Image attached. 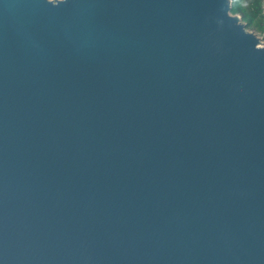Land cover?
<instances>
[{
    "label": "water",
    "instance_id": "water-1",
    "mask_svg": "<svg viewBox=\"0 0 264 264\" xmlns=\"http://www.w3.org/2000/svg\"><path fill=\"white\" fill-rule=\"evenodd\" d=\"M231 5L0 0V264H264V47Z\"/></svg>",
    "mask_w": 264,
    "mask_h": 264
},
{
    "label": "trees",
    "instance_id": "trees-1",
    "mask_svg": "<svg viewBox=\"0 0 264 264\" xmlns=\"http://www.w3.org/2000/svg\"><path fill=\"white\" fill-rule=\"evenodd\" d=\"M264 0H232L230 13L238 15L246 30L264 32Z\"/></svg>",
    "mask_w": 264,
    "mask_h": 264
},
{
    "label": "rangeland",
    "instance_id": "rangeland-1",
    "mask_svg": "<svg viewBox=\"0 0 264 264\" xmlns=\"http://www.w3.org/2000/svg\"><path fill=\"white\" fill-rule=\"evenodd\" d=\"M248 32L253 33L259 40V46L264 47V32L263 33H257L253 32L251 30H247Z\"/></svg>",
    "mask_w": 264,
    "mask_h": 264
}]
</instances>
